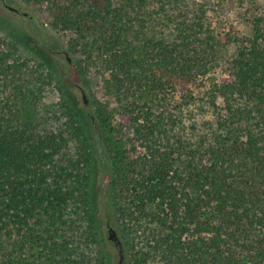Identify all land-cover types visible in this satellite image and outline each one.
Returning a JSON list of instances; mask_svg holds the SVG:
<instances>
[{
	"label": "trees",
	"instance_id": "obj_1",
	"mask_svg": "<svg viewBox=\"0 0 264 264\" xmlns=\"http://www.w3.org/2000/svg\"><path fill=\"white\" fill-rule=\"evenodd\" d=\"M213 1L57 6V23L90 37L69 48L101 58L140 155L121 152L109 102L79 108L51 54L0 19V264H110L102 230L110 225L101 226L94 195L98 184L118 183L132 204L116 209L128 220L121 234L136 241L128 264H264V12L253 15L251 36L231 26L216 34ZM227 60L226 77L204 79ZM44 83L56 87L59 112L35 119ZM173 102L210 118L201 126L195 118L185 138L166 114ZM71 204L80 225L65 215Z\"/></svg>",
	"mask_w": 264,
	"mask_h": 264
},
{
	"label": "rangeland",
	"instance_id": "obj_2",
	"mask_svg": "<svg viewBox=\"0 0 264 264\" xmlns=\"http://www.w3.org/2000/svg\"><path fill=\"white\" fill-rule=\"evenodd\" d=\"M70 1L72 0H5L6 6L3 5L2 0H0V19L6 21L7 29L10 31H18V29L27 31L32 37L33 44L41 46L51 54L60 72L62 82L74 93L79 108L85 107L88 112H92L93 108L90 104L93 102L102 104L109 102V106L115 109V112H113L115 113L113 123H121L120 125L119 123L117 124L116 130L119 134H116L117 138L115 137L116 139H121V152H124L125 156L129 154L140 155L143 153V148L138 145L139 143L135 139V136L129 131L127 121L116 113L120 109L116 106L114 97L107 93L108 91L104 85V80L108 75L103 74V69H101V58L97 56L93 50L85 49L82 45L80 47L77 45L74 52L69 48L70 40L82 39L84 43L85 40L89 38L87 40L89 43L90 37L80 36L79 34L75 35L71 29L72 26L68 27L67 24H60L54 20L57 6L64 3L65 5L69 4ZM213 2L214 3L207 7V10L208 15L211 16V24L216 34H220L231 26L234 31H239L245 36H251L253 15L264 12V0H214ZM8 7L16 9L18 13H14L9 10ZM73 8L74 7H72V9ZM153 29L157 31L156 34L154 33V36H159L158 29L160 28L154 27ZM172 32L170 28H168V31L164 30V33H168L167 35ZM170 37H172V34ZM56 51L66 52L70 58V64L72 63L71 66L70 64H66L65 56L62 53H56ZM233 51L234 49L229 47L225 59L230 58ZM19 61L22 60L18 59L16 62ZM225 62L223 63L224 65L218 62L212 63L204 79L208 78L210 82L219 77H226L228 73V60L226 63ZM81 89L84 90L86 103H83ZM39 93L40 104L36 107V115L33 118H42L43 115L51 117L56 116L57 112H59L57 110V102H59L60 95L54 84L44 83L41 85ZM199 93L200 90H196L195 96H198ZM218 102L220 103V99ZM174 104L176 103L173 102L165 106L166 114L168 113V115L175 120L174 123L176 122L173 127L174 131H176V127H178L179 131L183 134L182 136L185 138H189L190 134L193 132V127L196 126V122L194 123L195 118L198 126H201L202 123H207L206 120L210 118L206 112L193 115L192 113L190 114V109L187 110L183 108L182 112L178 111ZM46 109L49 110L48 114L44 113ZM178 120L179 123L177 122ZM102 174L103 172L99 171V178L102 177ZM120 188L121 186L119 183L118 186H115L112 190L105 184H103V186L98 184L96 188L97 191L94 195V204L101 218V226L107 220L108 225L116 231L123 250L122 264H128L129 261L133 260V255L136 252V241L135 243L130 241L131 236L122 235L120 231L121 226L126 224L128 220L127 217L119 219L120 215L116 209L120 206H132L131 197L127 196L125 190L123 189L122 191ZM75 205L77 206V204ZM75 205L71 204L68 206L65 215H68V217L71 216L72 218L74 217V219L76 217L77 220L75 225L77 226L81 223V220H78L77 214L81 215L83 212L81 209H76ZM74 211H77V214H74ZM102 230L104 236L107 237V228H102ZM68 234L71 235L69 239H73V243L75 241V244L81 240L78 228L72 229ZM134 237L137 238L138 242L139 238L136 236ZM107 240H109L108 237ZM127 242L128 244H125ZM107 243L110 264H118L119 255L117 248L111 240H109V242L107 241ZM147 264H152V262H147Z\"/></svg>",
	"mask_w": 264,
	"mask_h": 264
},
{
	"label": "water",
	"instance_id": "obj_3",
	"mask_svg": "<svg viewBox=\"0 0 264 264\" xmlns=\"http://www.w3.org/2000/svg\"><path fill=\"white\" fill-rule=\"evenodd\" d=\"M2 2H3V5H6L5 0H2ZM8 8H9V10L13 11L14 13H18V11L16 9H14L12 7H8ZM56 53H62L68 59V62H70V58L68 57L66 52H64V51L63 52L56 51ZM81 93H82V97H83V103H86L85 94H84V90L83 89H81ZM108 239L111 240L114 243V246L118 250V255H119L118 264H122L123 250H122L121 242H120V240H119V238H118V236L116 234V231L112 227L108 228Z\"/></svg>",
	"mask_w": 264,
	"mask_h": 264
}]
</instances>
